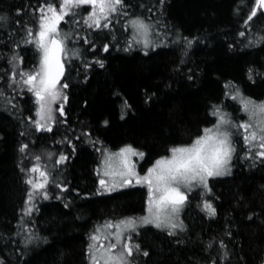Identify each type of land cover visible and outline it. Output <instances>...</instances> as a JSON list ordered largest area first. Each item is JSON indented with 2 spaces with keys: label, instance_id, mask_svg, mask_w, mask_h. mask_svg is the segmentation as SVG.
Masks as SVG:
<instances>
[{
  "label": "trees",
  "instance_id": "obj_1",
  "mask_svg": "<svg viewBox=\"0 0 264 264\" xmlns=\"http://www.w3.org/2000/svg\"><path fill=\"white\" fill-rule=\"evenodd\" d=\"M48 3L59 7L61 0H0V16L7 18L0 23V264H89L95 225L141 214L147 199L144 186L100 189L97 166L105 149L132 145L143 150L147 166L171 147L191 144L214 123V107L241 119L237 89L264 97V13L256 0H123L99 28L75 17L80 9L93 11L83 5L58 25L72 58L64 59L56 86L61 95L52 131H37L36 97L18 73L39 66L36 44L26 41L37 38ZM137 18L157 29L156 45L145 51L133 39ZM232 140L231 172L209 180L216 214L189 198L183 231L170 236L148 225L133 235L141 250L127 258L131 264L264 262V158L256 155L262 149L247 151L238 135ZM34 148L53 151L57 161L66 157L60 188L26 183L39 182L30 171ZM36 191L48 199H30ZM33 233L40 239L26 245Z\"/></svg>",
  "mask_w": 264,
  "mask_h": 264
},
{
  "label": "snow or ice",
  "instance_id": "obj_2",
  "mask_svg": "<svg viewBox=\"0 0 264 264\" xmlns=\"http://www.w3.org/2000/svg\"><path fill=\"white\" fill-rule=\"evenodd\" d=\"M160 3L163 4L164 0H160ZM122 4L123 0H61L59 7L55 3H48L47 13H43V9H41L40 31L36 33L37 38L34 41H26V43L36 44L37 51L40 53L39 66L35 71L27 73L21 71L18 73L22 84L28 86L29 91L33 92L36 97L38 104L36 116L38 119L34 123L37 131H52V127L49 124V121L53 120L51 103L55 102L61 95L57 91L56 85L64 73L61 57L67 56L68 59L72 58V56L68 55V50L63 46V40L59 39L58 25L61 20L69 15L72 9L80 8L83 5H90L93 11L85 18V23L91 20L92 23L89 26L91 27L94 24L99 28L101 27L100 19H107L108 13L116 12L118 10L117 6H121ZM256 4L264 6V0H256ZM97 8L99 15L97 14ZM255 15L256 9L253 8L248 19L251 20ZM6 20V17L0 16V23L6 22ZM131 23L139 32L146 34L148 25L143 20L137 18ZM102 26L107 28L108 24L105 23ZM28 35L30 37L33 35L31 29L28 30ZM182 39L186 41L185 47L191 45V40L187 38ZM107 50V45H105V51ZM72 55H75V53L73 52ZM16 59L17 57L13 56L9 60V63L13 64ZM101 66H103L102 63ZM253 71V69H249V79H252ZM16 74L14 65L13 76L10 79H14ZM63 87H68V85L64 84ZM236 91L237 95H239V90L237 89ZM63 98L67 99V97ZM233 99H236V97H233ZM249 105L252 106L251 110L249 109ZM241 108L243 111L249 112V119L256 117L257 114L264 116V102L257 104L250 99L241 98ZM63 114V105H61V115ZM211 114L216 117L217 121L212 128H205L203 135H198L190 146L171 147L169 149L171 155L157 159L153 166L148 168L147 173L143 177L137 175L135 165L130 163L129 159L132 156L143 158L145 155L143 152L138 151L132 145H125L118 153L112 154L120 157V171L118 175L122 178L120 181L121 186L130 185L133 178H135L137 184H146L148 188V215L137 218H125L115 224L112 222L106 223V228L114 227L116 229L114 238L117 241H120L125 232H134L138 222L141 225L152 224L161 230L167 228L169 229L168 234L175 236L176 233L172 229L179 228L181 231L184 230L183 224L176 222L177 214L186 201V195L181 190L182 187L191 188L194 184L198 183L204 189L210 191L208 185L209 177H217L230 173L228 165L235 151L232 143L233 133L231 129L232 127L243 128L246 133L244 140L247 144L250 139L247 134L250 125L246 123L235 125L233 119L218 107H214ZM258 129L259 131H252L251 140L256 141L259 135V147L262 150L258 151L256 155L264 158V121L261 122V125H258ZM26 147L27 145H24L21 151H24ZM36 159L39 160L40 157L37 156ZM64 159L66 157L62 155L56 163H60ZM30 171L37 172L39 168L33 166ZM40 176L44 179L43 183H34L32 179L26 180V183L32 185L34 189H43L45 183H47V174L40 171ZM100 185L109 191L115 187L113 185L109 188L103 179L100 180ZM32 195V193H29L30 199ZM44 198L48 199L46 192L44 193ZM65 206L67 207V205ZM204 208L210 216L216 214V210L207 201L204 202ZM28 212H31L30 208L26 210V214ZM96 231L99 232L100 229L98 228ZM39 239L40 237L33 233L27 238L26 245L33 240ZM90 239L98 241L100 237L94 234ZM131 240L132 237L129 235L127 241L122 243L123 251L120 252H113V249H116L117 245L115 243L110 244L103 257L104 264H131L127 258L133 256L134 250L135 252H140L141 250V246L130 243ZM93 247V245H89L90 249ZM90 255L92 254L90 253ZM143 255L148 256L149 253L144 251ZM92 264H97L95 255H92Z\"/></svg>",
  "mask_w": 264,
  "mask_h": 264
},
{
  "label": "rangeland",
  "instance_id": "obj_3",
  "mask_svg": "<svg viewBox=\"0 0 264 264\" xmlns=\"http://www.w3.org/2000/svg\"><path fill=\"white\" fill-rule=\"evenodd\" d=\"M86 12H88V9H86ZM82 13H83V11L80 9V15H75V17L80 16L79 18L81 19L82 23H85V18L88 17V13H84V14H82ZM141 20H143V19H141ZM143 21H144V23L146 25H148L146 34L139 32L137 29H135L133 27H132V30L134 31V34H133L134 41L137 42L142 47V50L145 51V50H148L149 48L154 47L156 45L153 42V34H154V32H157V29H152L151 26L154 25V24L148 23L145 20H143ZM131 22H132V20H131ZM66 39L67 38L64 37L61 40H63V45L67 49V40ZM159 46H161V45H159ZM68 55H70L69 50H68ZM64 57L67 59V56H64ZM39 61H40V57H39ZM233 96L236 97L235 100L239 104L241 112L243 113V117L241 119H238V121H234L233 120L234 124L235 125H239L240 123L249 124L250 127L248 129V133L247 134L249 135L250 139H249V142L246 144L245 140H244V136H245L246 133H245V130L243 128L232 127L231 131L233 133V136L234 135H238L241 138V142H242V144L244 146H246V150L247 151H251L253 148H260L259 147V135L257 136L256 141H252L251 140V133H252L253 130L259 131L258 125H261V122L264 121V116H260L259 114H257L256 117H254L252 119H249V112H245L241 108V98H247V99L255 101L257 104H259L260 102H264V97L261 98V99H254V98H250V97H247V96L243 95L240 91H239V95H237V91H236V92H234ZM59 101H60V97L57 98L55 100V102L51 103V109H52V113L51 114L54 113V111H53L54 108H58L59 107ZM251 107L252 106L249 105V109L250 110H251ZM37 108H38V104H37L35 112L37 111ZM224 110H226L227 112L232 114V112L229 109L224 108ZM36 119H38L37 116H36ZM216 122L217 121H216V117H215L214 123L212 125H210L208 128H212L213 125L216 124ZM201 135H203V133ZM233 136H232V138H233ZM232 143H233V147L235 148L236 145L234 144L233 140H232ZM191 144L179 145V146H190ZM124 146H121L120 148L115 149V150H107V149H105V151L102 152L100 162H99V164L97 166L98 167V171H97L98 172V185H99L100 189L103 192H106V193L112 192L114 190L126 188V187H129V186H144L145 189H146L147 198H148L147 185L146 184H137L135 178H133L132 183L130 185H125V186H121L120 185V181L122 179L121 176L118 175V173L120 171V157L114 156L112 154L118 153L119 150L122 147H124ZM135 149H137L140 152H143V150H141V149H138V148H135ZM234 152L232 154V158H233ZM170 155H171V153L169 152L168 154H166L163 157H169ZM37 156L40 157L39 160L36 159ZM32 159H33L34 165L38 166V168H39V171H37V176H36V178L39 181L37 183L39 184V183L44 182L43 177H40V171H41L40 168L42 167L46 171V173L49 171L50 174L51 173L54 174L53 177L47 178V183H45L44 188L46 187V188L50 189V188L58 185L57 182L61 181V177L64 174V170L65 169H63V167L65 165L64 164L65 162L61 161L60 163H56L57 158L55 156V153L53 151H51V150H49V151L41 150L40 151V150L35 149V148H34V150L32 152ZM129 159H130V163L135 165V172L140 177H143L147 173L148 168L152 167L153 164L156 161L155 160L151 164H149L147 166H144V165H142L144 157L140 158L139 156H132ZM231 161H232V159L229 161V165H228V167L230 169V172L232 170V162ZM106 173H108V174H106ZM222 176H225V175H222ZM217 177H221V176H217ZM210 178H212V177L208 178L209 189H210V183H209ZM101 179H103L106 182V185H108L109 188L112 187L113 185H115L114 189L109 191L107 188L102 187L100 185V180ZM58 188H60V186ZM181 190L186 195V201H185V204L181 207L179 213L177 214L176 222L178 224H183V228H184V223H183V219H182V213H183L184 209L188 206V202L190 201L191 198L193 199L194 203L201 202L203 207H204V202L205 201L210 203L213 208H214V204H213V199H211V197H210L211 190L208 191V190L204 189L198 183L194 184L191 188H183L182 187ZM197 191H202L205 194V196L202 198L201 195L199 193H197ZM32 194L33 195H32L31 198L33 200H35L37 197L40 198L41 196L44 195V193H42L43 194L42 195L39 191L32 192ZM147 207H148V205H147V199H146L145 208H144V211L141 214L124 216V217H120L118 219H112V220H109V221L106 220L104 222H101V223L95 225L93 231L90 234V237L95 234V235H98L100 237V239L98 241H93L89 237V244L94 246L93 248L90 249V253L92 255H95L97 264H104L103 257H104L105 251L107 250V248H108V246L110 244L115 243L117 245L116 249H113V252L123 251L122 243L127 241V237L129 235H131V237H132V240L130 241V243L137 244V242L133 239V235L136 234L144 226H148V225L153 226L152 224L141 225L138 222L136 230L134 232H130V233L129 232H125L123 234V236L121 237L120 241H117L114 238L115 237V233H116V229L114 227L113 228H106L105 227L106 223L107 222H112L113 224H115L118 221L124 220L125 218H137V217H141V216H146V215H148ZM98 228L100 229L99 232L96 231ZM164 230L169 231V229H167V228H165ZM178 230H180V229L179 228L172 229V231H178ZM101 245H103V247H101ZM92 255H90L89 264H92Z\"/></svg>",
  "mask_w": 264,
  "mask_h": 264
},
{
  "label": "water",
  "instance_id": "obj_4",
  "mask_svg": "<svg viewBox=\"0 0 264 264\" xmlns=\"http://www.w3.org/2000/svg\"><path fill=\"white\" fill-rule=\"evenodd\" d=\"M261 9H262V12L264 13V6H261ZM61 63H62L63 66H64V73H65V64H64V61H63V56L61 57ZM64 73H63V75L61 76L60 80L57 82V84L60 83V82L62 81L63 76H64ZM262 264H264V263H262Z\"/></svg>",
  "mask_w": 264,
  "mask_h": 264
},
{
  "label": "bare ground",
  "instance_id": "obj_5",
  "mask_svg": "<svg viewBox=\"0 0 264 264\" xmlns=\"http://www.w3.org/2000/svg\"><path fill=\"white\" fill-rule=\"evenodd\" d=\"M264 263V262H263ZM260 264H262V263H260Z\"/></svg>",
  "mask_w": 264,
  "mask_h": 264
}]
</instances>
